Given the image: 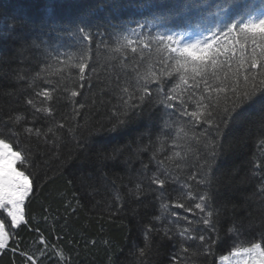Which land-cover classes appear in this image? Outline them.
<instances>
[{"label": "trees", "instance_id": "obj_1", "mask_svg": "<svg viewBox=\"0 0 264 264\" xmlns=\"http://www.w3.org/2000/svg\"><path fill=\"white\" fill-rule=\"evenodd\" d=\"M260 19L264 0H0V139L21 153L16 168L32 186L19 225L0 209L8 234L0 264H219L236 247L264 251L260 104L228 121L213 183H200L207 113L215 109L219 123L245 76L264 80L259 38L253 45L240 31ZM214 34V64L177 67L171 49L187 46L181 38L214 43ZM145 74L153 76L145 102L125 115L123 89L139 105ZM158 89L177 97L175 109ZM180 100L202 113L200 123L180 115ZM204 191L212 227L195 208Z\"/></svg>", "mask_w": 264, "mask_h": 264}, {"label": "snow or ice", "instance_id": "obj_2", "mask_svg": "<svg viewBox=\"0 0 264 264\" xmlns=\"http://www.w3.org/2000/svg\"><path fill=\"white\" fill-rule=\"evenodd\" d=\"M238 25L232 26L228 28L227 33H223V35H230ZM241 31V39H249V34H251V39L253 45L256 44L257 37L260 41L261 46V55L264 56V19H260L258 21H249L248 23H244L240 28ZM216 35L214 34L211 39L214 41L206 42L203 46H201L200 42L195 44L184 46L183 48H173L171 51L177 53L179 59L177 60V67L180 70L186 69L189 65H191V71L193 73H199L204 70V66L206 63H215L216 57L221 52L220 43L216 40ZM87 38V34H85ZM172 37H167L169 42H172ZM131 43V41H129ZM255 47L253 48V52H255ZM255 63V57H253V64ZM261 67H264V64H261ZM80 71H84V66H81ZM264 75V74H262ZM153 79L151 74H145L142 77L137 78V82L140 84V95L138 96V100L140 102L139 105L130 104L129 101L132 99V95L128 93V89L124 88V93L128 94V100L124 101V114L127 115L128 111L132 108L139 107L145 102V96L148 95L149 89L147 84ZM250 79L245 76L243 78L244 88L240 89L238 86L234 87L232 90V95L234 99L231 100L230 105L224 111V118L219 121V123H214L217 120V115H214L215 109L213 111H209L207 113V118L204 120V123L209 127L205 129L204 136L207 139V158L204 160L203 168L204 171L202 173L203 179L200 181L201 184L206 186H211L214 179L213 174V164L219 154L221 149V144L219 138L222 136L224 127L228 126V121H231L233 126L236 123L240 122L243 117L248 113L249 109L255 105H261V115L260 119L264 120V96L257 97L258 93H264V80L259 81L258 83H250ZM182 83H186L183 81ZM175 93L176 89L172 90ZM43 95L47 96L51 99L49 93L45 92ZM73 96L76 95L75 92L72 93ZM157 95H163L164 99L159 102L166 106L167 108H176V104L174 101L176 100L175 95H167L163 92L162 89H158ZM201 100L204 98L201 97ZM29 104L32 101H28ZM82 107V105H81ZM196 107L200 108V102H196ZM41 111H45V109H41ZM180 115L184 117H189L194 119L196 123H200V119L202 117V113L200 111H191L187 110V104L184 100H180ZM19 120L20 117H17ZM119 123L123 125L124 121L120 120ZM214 128V135L216 137L215 140L211 139V129ZM28 133H31L33 129H26ZM36 134L39 135V129H36ZM51 131V129H49ZM108 131L114 132L116 131V127L108 129ZM264 144V141L261 142ZM179 155V153H177ZM22 156L19 151L13 150V145L6 143L5 140L0 139V209H3L7 213V217L11 218V226L14 228L19 225L23 219V204L25 199L29 196L32 191L31 182L29 177L23 171H19L15 164L18 161H22ZM154 183L163 186L164 180L155 179ZM189 197H191V192H189ZM197 199L198 203L195 204V208L199 209L201 213H206L202 217V224L212 227V218L213 212L206 211V206H208L209 201H211L212 196L208 191H204L198 194ZM168 205H162V208H167ZM179 208H184V204L177 205ZM187 211L191 212L193 209L189 207ZM2 215V213H0ZM187 220V217L184 218ZM189 223H192L189 221ZM185 232H188V229H184L181 231L180 235L183 236ZM192 238L191 236L189 237ZM8 240V234L5 231V223L3 219H0V249H4L6 247V241ZM199 240L204 241L205 237L203 235L199 236ZM226 256H221L220 260H226Z\"/></svg>", "mask_w": 264, "mask_h": 264}, {"label": "rangeland", "instance_id": "obj_3", "mask_svg": "<svg viewBox=\"0 0 264 264\" xmlns=\"http://www.w3.org/2000/svg\"><path fill=\"white\" fill-rule=\"evenodd\" d=\"M181 40L182 43L187 45L200 42L201 46H203L206 43L207 38L204 36L183 37ZM224 256H226L227 259L224 261L220 260L219 264H264V251L260 244H254L249 247H236L231 253Z\"/></svg>", "mask_w": 264, "mask_h": 264}]
</instances>
